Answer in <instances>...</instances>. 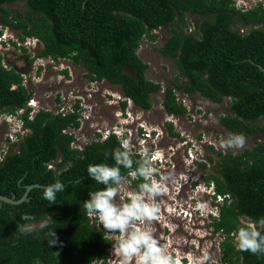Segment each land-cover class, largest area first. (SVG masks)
<instances>
[{"label":"trees","instance_id":"16d2710c","mask_svg":"<svg viewBox=\"0 0 264 264\" xmlns=\"http://www.w3.org/2000/svg\"><path fill=\"white\" fill-rule=\"evenodd\" d=\"M16 3H23L24 9L13 13L9 6ZM189 14L203 17L196 22L201 36L185 34ZM235 21L249 28L248 32L235 29ZM0 25L19 31L20 43L35 39L41 46L37 58L69 60L92 82L118 86L122 95L143 111L151 109V96L161 91V85L146 78L148 65L137 51L144 38L154 41L156 31L170 26L169 39L157 50L174 62L187 82L164 90L166 114L186 113L177 104L174 90L197 93L216 104L227 99L230 113L219 117L220 126L228 134L264 138V125L256 123L264 118L261 5L241 11L232 0H0ZM7 44L26 51L25 46L11 40L1 46L7 48ZM2 60L0 54V115H18L24 110L19 119L27 131L11 144L18 150L0 158V196L19 200L27 186L39 187L31 188L27 201H0V264H99L102 260L106 264L111 241L102 226H91L93 219L83 208L88 194L103 186L91 180L86 169L88 164L114 163L111 154L120 148L119 138L109 134L103 141L73 147V131L80 127L79 101L68 112L54 114L41 108L32 115L22 72L6 69ZM120 104L124 111L126 101ZM216 155L217 160L208 157L216 167L204 180L222 197L216 204L217 214L210 219L212 232L224 237L219 243L221 264H264V256L237 251L232 236L241 217H264V142L239 155L219 151ZM198 166L206 170L207 164L200 162ZM57 179L65 190L57 193V204L48 205L42 199L43 189ZM46 213L54 221L49 228L32 232L18 229L24 214L39 220ZM49 231H56L58 237L53 247L47 241Z\"/></svg>","mask_w":264,"mask_h":264},{"label":"rangeland","instance_id":"374dc122","mask_svg":"<svg viewBox=\"0 0 264 264\" xmlns=\"http://www.w3.org/2000/svg\"><path fill=\"white\" fill-rule=\"evenodd\" d=\"M249 1L252 0H245L247 3ZM23 7V3L9 6L13 13L23 10ZM202 19L203 17L197 14L187 15L188 26L184 32L189 29L194 32L196 22ZM233 27L243 34L249 29L237 21ZM3 29L4 34L18 39L19 31L5 27ZM155 33L157 34L155 40L144 38L137 51L140 59L148 65L146 78L161 85V91L151 96L152 107L148 111L140 110L129 102L122 111L120 101L124 97L118 86L110 85L106 81L92 82L85 76V71L81 67L69 60L60 59L54 62L49 58H37L41 46L36 45L37 49H32L34 42L31 40L21 43V46L26 47V51L15 50V47L1 49L0 54L3 56L1 64L8 70L13 67L22 72V84L30 93L28 105L31 104L33 110H36L34 112L41 108L51 110L53 113H56L58 108L68 112L71 111V105L79 101L82 111L80 127L73 131L74 146L83 147L98 139L97 135L101 137L112 130L117 132L123 130L125 137L131 142L136 158H139L140 149L145 147L150 152L154 150L155 153H159V157H162L166 164L160 165L159 160L154 162L158 168V175L167 176L169 179L167 191L158 198L161 212L160 219L152 225L155 235L175 255L187 256L186 264H192L195 257L205 256L208 257L205 264H219L222 257L219 243L223 235L212 232L208 214L216 212V207L211 198L212 193H207L208 189L202 186L204 184L202 177L216 167L208 161V157L217 160L218 151L223 154L239 155L244 149L264 142V138L260 135L245 136L246 144L242 149L220 147V141L228 136L227 131L219 124V117L230 113L227 99L221 104H216L196 93L191 96L188 114L176 118L167 115L162 107L163 91L175 83L182 85L187 81L182 79L174 62L163 57L157 50L169 39L170 26ZM63 71L67 74H63ZM178 92L176 90V93ZM56 98L60 99L59 103ZM4 116H0V150L13 153L18 148L8 145L5 138L10 134L15 135L18 122L16 118L5 119ZM256 123L264 125V118H260ZM168 124L172 128H169ZM21 128L20 132L24 129L22 126ZM186 143L192 149H186ZM199 162L207 164L206 170L199 168ZM50 167L54 169V164ZM198 177L199 183L196 190H193L190 181ZM135 187L134 182L127 186L130 190ZM190 198L192 200H189ZM181 204L189 207L202 204L206 207L200 208L199 212L190 209L192 214L185 215L178 210L179 207L181 209ZM115 259L118 262V258L114 257L113 264H116Z\"/></svg>","mask_w":264,"mask_h":264},{"label":"clouds","instance_id":"9594fccd","mask_svg":"<svg viewBox=\"0 0 264 264\" xmlns=\"http://www.w3.org/2000/svg\"><path fill=\"white\" fill-rule=\"evenodd\" d=\"M1 27V41L8 43L11 40L21 45L14 36L4 34V27ZM26 40L33 41L34 46L30 47L37 49L38 43L35 39L27 38ZM9 47L12 46L7 44V48ZM1 49L5 48L1 46ZM124 100L126 103L133 104L129 98L124 97L122 101ZM28 104L27 106L32 108L31 104ZM20 115L22 114L5 115L4 118L19 119ZM109 134H114L119 138L120 148L111 154L114 163L87 165L88 177L103 187L90 192L83 203L85 214L93 219L91 226L98 229L102 226L111 241L106 264H113L114 257L118 258V262L115 259L116 264H186L187 256L181 259L180 256L175 255L161 239L157 238L152 228L153 223L160 219L161 206L158 198L167 191L169 179L167 176L158 175V168L154 162L159 160L160 165L163 166L166 162L159 157V153H155L154 150L150 152L146 147L140 149L139 158H136L131 142L125 137L123 130L118 132L112 130L96 140L103 141L102 138ZM245 144L246 137L242 133H229L226 139L220 141V147L223 149H242ZM198 180L199 178L196 181L197 185ZM133 182H138L135 189H128L127 186ZM203 183L202 186L208 189L207 193H212L211 198L217 207L216 204L222 201V197L215 194L212 183L206 184L205 180ZM64 190V183L57 179L44 187L42 199L47 201L48 205L57 204V193ZM197 207L203 209L206 206L198 204ZM214 213L211 216L217 214V212ZM20 220L23 221L18 226L21 232H32L34 229L44 230L54 222L48 213L39 220L34 216L24 214ZM48 236L50 237L47 240L49 247L55 246L58 243L56 231H49ZM232 236L237 251L264 256V217L258 219L248 216L241 217ZM207 259V256L195 257L192 264H205ZM99 264H104L103 260Z\"/></svg>","mask_w":264,"mask_h":264},{"label":"built area","instance_id":"2783aa9c","mask_svg":"<svg viewBox=\"0 0 264 264\" xmlns=\"http://www.w3.org/2000/svg\"><path fill=\"white\" fill-rule=\"evenodd\" d=\"M232 4L236 9H239L241 11H248V10L258 7L259 5L264 7V0H252V1H249V3L245 2V0H232ZM1 44H2V41L0 39V48H1ZM174 94L176 97L177 104L182 105L184 108H186V110H189L190 109L189 104H191V98L189 97V95H187V93L180 92V91L176 93V90H174ZM23 112L24 110H19L18 114H22ZM61 112H65V111L62 108H59L54 114L61 113ZM33 114H35V112H33L32 115ZM17 122H18L17 123L18 125H17V128L15 129L16 131L14 132L15 135L10 134V135H7L5 138L6 143H8V145L10 146L13 142L18 141L19 135L23 136L25 132L27 131L26 129H23V131L20 132L22 130L21 128L22 122L20 121V119H17ZM104 138H106V135L102 138V140H104ZM73 147H76V146H74L73 144ZM79 148H82V147H79ZM6 154H7L6 152H4L3 150H0V158L4 157Z\"/></svg>","mask_w":264,"mask_h":264},{"label":"flooded vegetation","instance_id":"af4514ba","mask_svg":"<svg viewBox=\"0 0 264 264\" xmlns=\"http://www.w3.org/2000/svg\"><path fill=\"white\" fill-rule=\"evenodd\" d=\"M185 30V29H184ZM185 34H187V35H194V36H201V34L197 31V28H195V30H194V32L192 31V29H189L188 31H185ZM178 91V90H177ZM181 92V91H180ZM163 93H164V91H163ZM185 93V92H184ZM187 95H189V97L192 99V95H190V94H187ZM186 109V108H185ZM189 111L190 110H186V113L185 114H188L189 113ZM184 115V114H183ZM169 116H171V117H173V118H176L177 116H179V115H169ZM186 149H192V147L191 146H189V144L188 143H186ZM200 163V162H199ZM163 166V165H162ZM208 174V173H207ZM206 174V175H207ZM206 175L204 176V177H206ZM204 177H202L203 178V180H204ZM199 178V177H198ZM196 181H197V179H191V181H190V185L193 187V190L195 189L196 190V188H197V183H196ZM189 200H192V198H190ZM193 205V204H192ZM198 205V204H197ZM190 209H193V212L194 211H196V212H199L200 211V208H198L197 206L196 207H194V206H186V205H182L181 204V209H180V207L178 208V210H181V213H185V215H187V214H192L191 213V211H190ZM216 209V212L218 211V209H217V207L215 208ZM213 213H210V214H208V217L211 219V215H212ZM221 234V233H220ZM223 235V234H222ZM183 257H181V259H182ZM222 263V257H221V262L219 263V264H221Z\"/></svg>","mask_w":264,"mask_h":264},{"label":"water","instance_id":"95a60500","mask_svg":"<svg viewBox=\"0 0 264 264\" xmlns=\"http://www.w3.org/2000/svg\"><path fill=\"white\" fill-rule=\"evenodd\" d=\"M261 70L264 73V68H261ZM33 187H39V186L38 185L27 186L23 197L21 199H19V200H14L12 198H7V197H4V196H0V201L6 202V203H9V204H18V203H21L23 201H27L28 200L27 199V194L31 190V188H33Z\"/></svg>","mask_w":264,"mask_h":264}]
</instances>
